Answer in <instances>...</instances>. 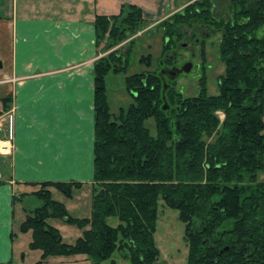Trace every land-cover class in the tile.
Here are the masks:
<instances>
[{
    "label": "trees",
    "instance_id": "trees-1",
    "mask_svg": "<svg viewBox=\"0 0 264 264\" xmlns=\"http://www.w3.org/2000/svg\"><path fill=\"white\" fill-rule=\"evenodd\" d=\"M148 25L144 9L128 2L118 15L95 17L97 51L111 52L94 68V177L85 184L92 191L91 216L76 218L55 198L56 192L72 199L82 183H35L31 194L14 197L42 202L24 208L19 232H30L29 248L42 252L35 264L82 255L89 264H116V253L128 264H157L162 202L185 225L187 264H264V0H197L163 20L157 66L126 76L133 102L113 112L106 78L127 73L131 38ZM214 33L225 71L211 95L205 47ZM127 40L126 52L113 50ZM186 42L201 50L194 96L160 74L177 65ZM139 62L150 69L153 57L142 55ZM12 100L0 99V117ZM59 224L80 230L75 243L65 242Z\"/></svg>",
    "mask_w": 264,
    "mask_h": 264
},
{
    "label": "crops",
    "instance_id": "crops-1",
    "mask_svg": "<svg viewBox=\"0 0 264 264\" xmlns=\"http://www.w3.org/2000/svg\"><path fill=\"white\" fill-rule=\"evenodd\" d=\"M148 1L0 0V99H13L0 118V141L11 148L0 153V263L42 257L18 241L29 234L19 232L28 207L14 197L31 194L35 183H92L94 68L102 56L95 17L118 15L123 2L148 14Z\"/></svg>",
    "mask_w": 264,
    "mask_h": 264
},
{
    "label": "rangeland",
    "instance_id": "rangeland-1",
    "mask_svg": "<svg viewBox=\"0 0 264 264\" xmlns=\"http://www.w3.org/2000/svg\"><path fill=\"white\" fill-rule=\"evenodd\" d=\"M194 1L197 0H149L150 6H147L148 9V18L149 25L139 32L136 36L132 39H135V45L133 50L130 54L129 58V68L126 74L118 73H110L107 78V87L109 90L110 96V103L113 112H117L120 107H127L129 106L133 100L132 97L126 92L125 89V78L128 75L142 72V71H150L153 69V66H157V59L161 55L162 50V40L161 35L162 31L157 29V25L165 20L169 14H175L176 12L182 10L187 5H190ZM170 15V16H171ZM169 16V17H170ZM158 22L155 26H152L153 23ZM151 24V25H150ZM209 37V36H208ZM127 40L122 45L115 47L113 50L121 48L122 52H126L127 48L129 47V41ZM220 40L219 34H215L214 36L209 39L207 45L205 47V53L207 54V61H208V90L209 94L216 95L218 94V78L222 75L225 71L224 64L220 61V52L218 48V43ZM183 49L181 50L180 58L177 61V66L179 68H183L186 63L192 64V71L190 74L185 75L183 74L179 77L176 81L177 88L185 95V96H194L198 94L199 87L198 82L201 77V58L199 56L200 49H193L192 44H188L186 42V46H182ZM109 51L108 53H110ZM105 53L102 56L108 54ZM195 53L194 56L191 54ZM151 54L153 57V65L152 68L148 69L146 66L141 65L139 59L142 55H149ZM101 56V57H102ZM100 58V57H99ZM98 58V59H99ZM97 59V60H98ZM96 60V61H97ZM164 73V68L160 71V74ZM0 87H1V77H0ZM1 91V90H0ZM1 94V92H0ZM220 119H224V114L219 113ZM2 117V116H1ZM0 117V118H1ZM1 123V122H0ZM10 121L8 120V124ZM153 123V120H149L147 122V126L151 129V133L155 136L156 131L154 126L150 125ZM2 124V123H1ZM11 137V136H9ZM9 144H4L0 141V153L9 154L10 147ZM55 198L58 200H62L66 203L68 211L70 214L76 218H89L92 212V191L91 188L82 187L76 191L75 196L72 199H67L60 193L55 192ZM42 202L36 198H29L25 199L22 205L19 207H28V208H35L33 206L34 203ZM21 220H23V214ZM178 212L172 210L163 205L160 202L159 206V220L157 225V231L155 233V240L160 250V260L157 264H187V255H188V246L184 240L185 234V225L179 220ZM21 222V221H20ZM109 223L112 226L117 224V220L111 218ZM17 225L20 223H16ZM58 228L60 229L64 240L68 244L75 243L76 239L81 235L80 230L76 226L72 225H65L59 224ZM32 237L31 233L29 232L28 235H20L18 237V241H22V243L28 244L31 242ZM23 248L21 251L27 250ZM29 247V245H28ZM31 252L35 254L42 255V252L39 250H31ZM31 257H27L26 263L28 264L31 261ZM113 260H115L116 264H128L125 260H123L118 253L114 254ZM49 264H89V260H87L86 256H74V257H52L48 260ZM103 264H110V261H106Z\"/></svg>",
    "mask_w": 264,
    "mask_h": 264
},
{
    "label": "flooded vegetation",
    "instance_id": "flooded-vegetation-1",
    "mask_svg": "<svg viewBox=\"0 0 264 264\" xmlns=\"http://www.w3.org/2000/svg\"><path fill=\"white\" fill-rule=\"evenodd\" d=\"M184 46H186V44L184 43ZM195 49H197V47H195ZM192 56L195 55V53H192L191 54ZM188 63H186L184 66H186ZM183 66V67H184ZM182 68H179L177 65H174V66H169L167 68H164V73H162V75H165V78L166 80H169L171 82L173 81H176L179 77H181L183 74L185 75H188L190 73H185V72H182L180 73L179 71L181 70ZM192 71V70H191Z\"/></svg>",
    "mask_w": 264,
    "mask_h": 264
},
{
    "label": "water",
    "instance_id": "water-1",
    "mask_svg": "<svg viewBox=\"0 0 264 264\" xmlns=\"http://www.w3.org/2000/svg\"><path fill=\"white\" fill-rule=\"evenodd\" d=\"M191 70H192V64H190V63H188L186 66H184L179 72L180 73H182V72H185V73H190L191 72ZM167 84H165L164 86V93H165V91H166V89H167V86H166Z\"/></svg>",
    "mask_w": 264,
    "mask_h": 264
}]
</instances>
